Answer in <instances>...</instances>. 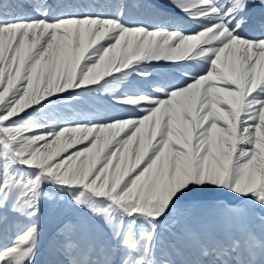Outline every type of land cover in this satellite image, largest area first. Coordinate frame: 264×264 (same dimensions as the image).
<instances>
[{"label":"snow or ice","instance_id":"obj_1","mask_svg":"<svg viewBox=\"0 0 264 264\" xmlns=\"http://www.w3.org/2000/svg\"><path fill=\"white\" fill-rule=\"evenodd\" d=\"M0 264H264V0H0Z\"/></svg>","mask_w":264,"mask_h":264},{"label":"rangeland","instance_id":"obj_2","mask_svg":"<svg viewBox=\"0 0 264 264\" xmlns=\"http://www.w3.org/2000/svg\"><path fill=\"white\" fill-rule=\"evenodd\" d=\"M206 199L205 197H202L200 194H195L192 197H189L188 200L186 201V204H191L193 201H199V200H204Z\"/></svg>","mask_w":264,"mask_h":264}]
</instances>
